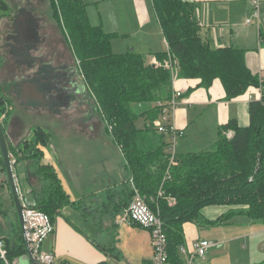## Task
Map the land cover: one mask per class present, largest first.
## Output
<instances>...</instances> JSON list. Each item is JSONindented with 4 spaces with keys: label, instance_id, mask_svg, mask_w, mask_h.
Instances as JSON below:
<instances>
[{
    "label": "trees",
    "instance_id": "1",
    "mask_svg": "<svg viewBox=\"0 0 264 264\" xmlns=\"http://www.w3.org/2000/svg\"><path fill=\"white\" fill-rule=\"evenodd\" d=\"M49 1L52 17L92 101V111L119 149L130 174V185L121 194L108 191L110 205L106 214L125 210L136 189L152 211H159L167 239L168 264H184L178 251L184 244L182 225L206 223L200 214L204 207H240L207 224L226 223L236 216L264 222V79L260 82L250 73L244 52L230 47L216 49L202 40L194 4L152 0L167 47L166 52L155 54L154 58L158 62L171 58L178 67L175 78L200 79V87L205 89L219 79L228 100L250 86L261 88L260 99L249 104L247 127L240 128L236 120H230L218 128L211 148L175 155L171 163L166 136L153 125L172 97L171 71L155 67L138 53L114 54L111 41L117 35L106 34L100 26L89 23L86 0ZM6 9L0 1V13ZM260 44L264 46L261 34ZM2 101L0 98V108ZM0 114L6 116L7 112L0 109ZM139 118L145 120L143 129L136 128ZM228 131L232 132L230 138L225 135ZM34 135V140L24 141L20 149L8 141V152L21 200L48 215L54 223L56 215L67 207L75 209V204L64 191L55 169L43 163V149L49 144L50 135L41 126L35 127ZM0 171L5 174L1 153ZM3 189L9 190L14 208L7 179L0 182V191ZM2 199L0 195L4 220L0 240L7 250V259L20 261L26 250L15 208L10 215L3 212Z\"/></svg>",
    "mask_w": 264,
    "mask_h": 264
},
{
    "label": "crops",
    "instance_id": "2",
    "mask_svg": "<svg viewBox=\"0 0 264 264\" xmlns=\"http://www.w3.org/2000/svg\"><path fill=\"white\" fill-rule=\"evenodd\" d=\"M181 1L196 6L195 16L202 40L216 49L230 47L243 51L250 73L259 79L264 76V46L260 44V34L264 36V0ZM254 1L258 3L257 17L252 16ZM12 3L16 11L11 10V16L8 14L0 19V98L3 100L0 109L7 112L6 116L0 114L1 119H5L3 130L10 145L20 149L24 141L34 140V129L42 124L51 138L43 149V163L54 167L59 161L62 165L64 157L68 165L73 160L69 153V137L90 134L93 125L100 121L92 111V101L86 104L80 94L87 90L60 28L53 17L51 20L41 17L39 7L47 3L50 8V1L13 0ZM86 4L89 23L100 26L106 34L117 35L111 41L114 54L134 52L151 60L155 54L166 52V42L152 0H86ZM76 87L79 92H75ZM177 92L180 96L176 97L177 107L169 116V124L182 131L183 137L177 144L175 155L199 153L211 148L216 142L218 128L230 120H236L240 128L247 127L249 104L261 97L260 88L250 86L240 96L228 100L219 79H214L205 89L200 87V79L174 78L172 94ZM72 94H75L73 101ZM37 117L44 119L48 126L40 124ZM228 133L232 134L231 131ZM30 136L34 138L27 139ZM111 169L119 172L121 183L109 184L106 192L101 186L103 195L98 201L95 188L90 196L79 192L71 199L68 195L75 209L67 207L61 211L65 220L58 223L57 231L54 229L48 237L58 257L72 258L76 263H91L71 251L73 245L85 246V243L70 225L68 215H83L103 228L112 223L114 226V220L121 216L124 210L115 215L106 214L110 205L107 193L121 194L130 185V174L123 160L117 161L115 168ZM239 208L225 205L204 207L200 214L206 223L182 225L183 247L187 252L196 241L206 240L205 237L214 241L205 257L197 259L196 264L264 263V222L236 216L226 223L210 224L228 211ZM143 242L145 253L140 257L141 264H151V245ZM259 252L262 254H257ZM244 253L245 258H242ZM180 258L185 263L186 255H180Z\"/></svg>",
    "mask_w": 264,
    "mask_h": 264
},
{
    "label": "rangeland",
    "instance_id": "3",
    "mask_svg": "<svg viewBox=\"0 0 264 264\" xmlns=\"http://www.w3.org/2000/svg\"><path fill=\"white\" fill-rule=\"evenodd\" d=\"M3 1L6 3L7 9L0 13V18H4L8 14L10 15L11 10L12 12L16 11L13 7V0ZM39 12L42 18L52 19L51 10L47 3H45V5L41 4ZM79 91L80 89L76 87L75 92ZM80 94H82L86 104L91 103L90 96L87 92L82 91ZM74 96L75 94L70 95L71 101L74 100ZM169 116V112L166 115L162 114L158 117V120H160L163 124H169ZM164 118H166V120H164ZM37 119L40 124L43 123L45 126H48V123L44 119L40 117H37ZM135 125L136 128L143 129L145 126V120L143 118H139L135 122ZM41 127L43 128L42 124ZM48 128L52 129L51 126ZM225 135L227 138H230L227 133H225ZM165 136L169 144V137L167 135ZM33 138L34 136H30V138L27 139L32 140ZM68 142L71 144L69 153L73 157L72 162L67 165L63 157V164L60 165L58 161L56 166L53 168H55L58 173L60 178L59 180L62 182L64 191L67 192L66 194L69 195L71 199H74L76 197V193L79 192L86 193L90 196L91 191L95 188V195L97 196L98 201L103 195V192L100 189L101 186H103L105 189L104 192H106L109 184L112 186L116 183V181L118 184L121 183V176L119 172H114L111 168H115L117 161L122 162V157L117 146L113 143L110 136L104 133L99 122L93 125L92 132L90 134H73L69 137ZM179 142L180 139L176 142L175 149ZM47 153L48 152L45 151V155H47ZM5 180V174L0 171V182L5 183ZM0 195L1 198L4 199V204L1 210L5 213H9V215L12 214L14 212V208H12L13 206H11L10 203L9 190L4 189L3 191H0ZM68 217L71 223L70 224L68 222V224L74 227L73 229L80 234L85 243V246L80 244L73 245L71 250L73 255L82 256L91 262L87 264H141L140 257H142L145 253L143 240L149 243L151 241L150 234L147 230L137 225L132 227H125L126 225L123 226L122 224L120 225L119 217L114 220V226L112 223L108 228H103L100 223L93 222L91 219L77 213L68 215ZM63 218V213L55 216V231H57L58 223H60ZM0 226H4V220L1 213ZM205 239V241L209 243L213 244L214 242L212 238L210 239L209 237H205ZM53 246L54 244H52L50 238H47L43 244V249L46 251H53ZM147 251L148 247L146 248V252ZM262 253L259 252L257 254H262L263 256L264 252ZM213 254L215 255V253ZM245 255L246 254L244 253L241 257L245 258ZM57 258L58 260H63L64 262L68 261L70 264H85L76 263V261L72 258H65V260L58 256ZM244 263L246 262L244 261Z\"/></svg>",
    "mask_w": 264,
    "mask_h": 264
},
{
    "label": "built area",
    "instance_id": "4",
    "mask_svg": "<svg viewBox=\"0 0 264 264\" xmlns=\"http://www.w3.org/2000/svg\"><path fill=\"white\" fill-rule=\"evenodd\" d=\"M257 4L256 1L253 2V17H257ZM248 22L249 20H247ZM151 63L155 67H163L164 69L170 70L172 76L175 78L178 67L171 61V58L163 62H158L154 58L151 59ZM263 79L264 76L260 79V82ZM179 96L180 94L178 92L172 94L170 101L163 108L162 114L166 115L168 112L171 114L174 111L177 107L176 97ZM153 125L159 134H164L169 137L170 162L172 163L175 157V144L178 139L183 137V132L177 130L171 124H163L158 119L153 122ZM227 135L231 137L232 134L227 132ZM133 192L131 202L119 217L120 225H137L147 230L150 234V245L152 248L151 264H168L167 239L159 211H152L145 198L136 189ZM21 203L23 207V241L26 253L20 261L10 262L7 259V250L5 249L4 242L0 240V264H70L58 260L57 255L53 251L43 249L45 240L54 233V223L49 216L27 202L21 200ZM211 246H213L212 243L205 240H198L192 245L190 251L187 252L183 246H180L178 251L180 255H186L184 264H196V260L203 259Z\"/></svg>",
    "mask_w": 264,
    "mask_h": 264
},
{
    "label": "water",
    "instance_id": "5",
    "mask_svg": "<svg viewBox=\"0 0 264 264\" xmlns=\"http://www.w3.org/2000/svg\"><path fill=\"white\" fill-rule=\"evenodd\" d=\"M11 31V29H10ZM13 89V88H12ZM10 88L9 91H12ZM0 153L4 164L6 179L8 181L13 205L15 208L17 220L20 226L22 237H24V229H23V207L21 203V197L18 191V186L15 180L12 161L10 159V155L8 152V138L2 127V119L0 117Z\"/></svg>",
    "mask_w": 264,
    "mask_h": 264
}]
</instances>
